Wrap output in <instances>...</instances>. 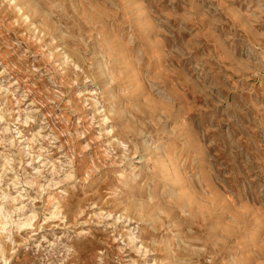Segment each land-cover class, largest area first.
Returning <instances> with one entry per match:
<instances>
[{
  "label": "rangeland",
  "instance_id": "rangeland-1",
  "mask_svg": "<svg viewBox=\"0 0 264 264\" xmlns=\"http://www.w3.org/2000/svg\"><path fill=\"white\" fill-rule=\"evenodd\" d=\"M0 264H264V0H0Z\"/></svg>",
  "mask_w": 264,
  "mask_h": 264
},
{
  "label": "bare ground",
  "instance_id": "bare-ground-1",
  "mask_svg": "<svg viewBox=\"0 0 264 264\" xmlns=\"http://www.w3.org/2000/svg\"><path fill=\"white\" fill-rule=\"evenodd\" d=\"M156 167H158V165H156ZM157 175V174H156ZM163 177H165V175H163ZM139 184V183H138Z\"/></svg>",
  "mask_w": 264,
  "mask_h": 264
}]
</instances>
